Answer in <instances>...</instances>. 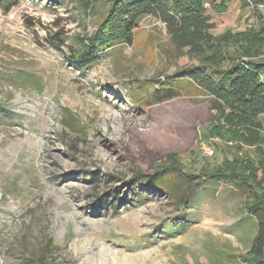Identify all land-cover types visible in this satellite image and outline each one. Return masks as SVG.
Returning <instances> with one entry per match:
<instances>
[{"label":"rangeland","instance_id":"rangeland-1","mask_svg":"<svg viewBox=\"0 0 264 264\" xmlns=\"http://www.w3.org/2000/svg\"><path fill=\"white\" fill-rule=\"evenodd\" d=\"M111 1L0 0V264H245L233 248L257 231L247 197L205 173L224 154L257 164L255 147L217 134L209 97L178 81L201 62L156 14L131 44L73 62ZM213 19L217 38L260 22L236 0ZM168 155L185 176L169 170L172 188L153 189Z\"/></svg>","mask_w":264,"mask_h":264},{"label":"trees","instance_id":"trees-1","mask_svg":"<svg viewBox=\"0 0 264 264\" xmlns=\"http://www.w3.org/2000/svg\"><path fill=\"white\" fill-rule=\"evenodd\" d=\"M233 1L168 0L165 5L152 0L128 4L125 0H112L108 15L99 27V37L89 39L72 57L83 69L96 60L99 51L131 44L143 15L156 14L166 23L175 46L201 62L200 66L183 69L177 74H188L190 83L209 97L211 110L222 122L217 134L238 137L247 147H255L257 164L248 155L231 159L224 154L221 164L205 176L224 181L246 195V210L257 222V233L243 260L245 264H264V149L258 146L259 142H264V58L260 59L264 55V0H236L244 9L254 10L260 19L258 28L217 38L211 34L217 28L213 18L226 14L228 4ZM206 6L214 16L208 14ZM229 41L236 49L229 54L227 64L225 46ZM180 80L188 81L184 76ZM222 130H226L225 133ZM168 157L172 166L156 167L157 174L151 179L153 189L167 191L172 188L167 186L168 179L164 177L169 170H177L182 178L185 176L175 156ZM191 198L189 195L185 204H189Z\"/></svg>","mask_w":264,"mask_h":264},{"label":"crops","instance_id":"crops-1","mask_svg":"<svg viewBox=\"0 0 264 264\" xmlns=\"http://www.w3.org/2000/svg\"><path fill=\"white\" fill-rule=\"evenodd\" d=\"M247 213V212H246ZM248 214V213H247ZM248 216L246 215V218H247ZM252 218V220L254 221L255 219L253 218V217H251ZM251 220V221H252ZM256 221V220H255ZM256 224H257V222H256ZM256 233H257V231H256ZM256 235V234H255ZM255 238V236L253 237V239ZM253 239L250 241V242H246V241H244V242H241L240 240H238L236 243H235V248H233L234 250H235V252H233V253H238V250L240 251V250H242V249H245V252H248L249 250H250V248H251V245H252V242H253ZM246 242V243H245ZM245 243V244H244ZM230 248H227L226 250H225V252H227V253H229L230 254V256H232V260H234L235 259V255H233V253H230L231 251V249L229 250ZM243 262H244V260H243ZM206 263H207V261H206Z\"/></svg>","mask_w":264,"mask_h":264},{"label":"built area","instance_id":"built-area-1","mask_svg":"<svg viewBox=\"0 0 264 264\" xmlns=\"http://www.w3.org/2000/svg\"><path fill=\"white\" fill-rule=\"evenodd\" d=\"M209 148H210V150L212 151H210V152H207L209 155H214L215 154V149H214V147H213V145L211 146V145H209ZM212 148V149H211ZM210 153H212V154H210Z\"/></svg>","mask_w":264,"mask_h":264}]
</instances>
